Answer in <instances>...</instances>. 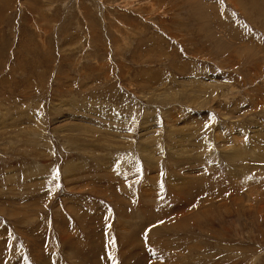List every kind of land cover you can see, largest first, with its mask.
Returning a JSON list of instances; mask_svg holds the SVG:
<instances>
[{
    "label": "rangeland",
    "instance_id": "rangeland-1",
    "mask_svg": "<svg viewBox=\"0 0 264 264\" xmlns=\"http://www.w3.org/2000/svg\"><path fill=\"white\" fill-rule=\"evenodd\" d=\"M94 261L264 264V0H0V264Z\"/></svg>",
    "mask_w": 264,
    "mask_h": 264
},
{
    "label": "bare ground",
    "instance_id": "bare-ground-1",
    "mask_svg": "<svg viewBox=\"0 0 264 264\" xmlns=\"http://www.w3.org/2000/svg\"><path fill=\"white\" fill-rule=\"evenodd\" d=\"M238 155H239V154H238ZM233 156H234V155H233ZM235 157H236V156H235ZM233 158H234V157H233ZM243 167H244V166H243ZM230 168H231V167H230ZM230 171H231V170H230ZM236 172H237V171H236ZM233 173H234V172H233ZM233 173H232V174H233ZM237 176H238V175H237ZM187 193H189V191H188ZM176 195H179V194H176ZM146 218H147V217H146ZM158 228H159V227L153 228V229L150 231V233H151V232H152V233H153V232H157V231H158ZM140 230H141V229H139V231H140ZM58 231H59V230H58ZM133 231H135V229H133ZM131 232H132V231H131ZM133 233H137V232H133ZM133 233H132V236L135 235V234H133ZM138 233H139V232H138ZM95 234H96V233H95ZM155 234H156V233H155ZM57 237H58V236H57ZM127 237H128V236H127ZM134 237H136V236H134ZM134 237H133V240H134ZM138 240H139V239H138ZM93 241H95V239H94ZM93 241H92V242H93ZM130 241H131V240H130ZM124 242H125V240H124ZM134 242H136V240H135ZM137 242H138V241H137ZM139 242H140V241H139ZM98 244H100V243H98ZM145 255H146V254H145ZM36 257H37V256H36ZM87 258H88V257H87ZM93 258H94V256H93ZM90 259L92 260V258H90ZM94 259H95V258H94ZM94 259H93V260H94ZM93 263H95V261H94ZM95 264H96V263H95Z\"/></svg>",
    "mask_w": 264,
    "mask_h": 264
},
{
    "label": "snow or ice",
    "instance_id": "snow-or-ice-1",
    "mask_svg": "<svg viewBox=\"0 0 264 264\" xmlns=\"http://www.w3.org/2000/svg\"><path fill=\"white\" fill-rule=\"evenodd\" d=\"M58 174L59 173H58V170H57V172L54 173V176H58ZM57 186H59V185H57ZM114 264H115V262H114Z\"/></svg>",
    "mask_w": 264,
    "mask_h": 264
}]
</instances>
